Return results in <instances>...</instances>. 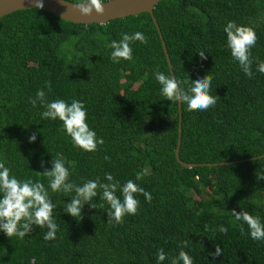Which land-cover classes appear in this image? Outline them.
<instances>
[{
    "label": "trees",
    "instance_id": "trees-1",
    "mask_svg": "<svg viewBox=\"0 0 264 264\" xmlns=\"http://www.w3.org/2000/svg\"><path fill=\"white\" fill-rule=\"evenodd\" d=\"M153 12L174 75L195 80L208 73L211 94L219 96L206 111L182 105L181 160L255 158L191 168L177 162L178 103L161 95L154 76L171 72L149 13L85 24L35 7L13 11L0 17V161L16 178L48 187L39 172L62 153L76 184L97 177L106 183L105 174L111 173L121 185L133 180L152 200L138 194V214L109 225L110 206L99 193L93 201L97 209L85 204L79 220L63 210L74 193L49 188L57 205L56 239L45 240L47 228L36 226L23 240L0 230V264H158L159 249L169 257L161 264H170L185 240L183 250L194 264H264V241L252 240L246 224L242 234V222L231 214L243 210L264 222V180L256 178V172L264 173V74L256 71L264 62V0H161ZM228 21L257 34L250 50L252 78L227 47ZM138 31L148 43H132L133 61L114 63L111 41ZM39 89L48 101L84 103L89 127L104 141L97 151L74 147L59 119L41 117L46 109L29 102ZM33 132L36 140L30 143ZM137 173H143L140 180ZM116 195L123 199L119 191ZM221 226L227 233L219 231ZM216 245L222 256L210 255Z\"/></svg>",
    "mask_w": 264,
    "mask_h": 264
},
{
    "label": "clouds",
    "instance_id": "clouds-1",
    "mask_svg": "<svg viewBox=\"0 0 264 264\" xmlns=\"http://www.w3.org/2000/svg\"><path fill=\"white\" fill-rule=\"evenodd\" d=\"M63 4L70 3L73 10H78L82 16H91L93 12L98 15L105 13L104 4L106 0H61ZM37 9L44 7L43 0H35L33 5ZM67 11V9H66ZM107 27V25H102ZM226 33V44L230 49L232 58L238 62L243 73L249 78L253 77L252 64L253 57L251 49L257 43V34L249 26L237 25L233 21H228L224 27ZM139 41L141 44H147L148 38L142 32L133 34L122 33V38L112 40L110 48V58L114 63L121 60L133 61L132 43ZM201 59H205V51H197ZM256 71L264 74V62H258ZM154 76L160 87L161 95L180 105H187L188 111H206L216 105L219 96L212 95L213 76L205 74L195 80L178 79L174 74L166 75L163 72L156 71ZM46 87L51 91V83L45 82ZM33 107L37 103L46 110L41 112V117L56 120L59 119L63 124V130L71 138L74 147L86 152H95L98 145L104 143L102 138H98L96 132L91 129L87 123V109L82 101L72 99L70 103L63 99L48 101L43 89L36 92L35 98H29ZM29 142H35L36 133L33 132L29 137ZM107 159V157H105ZM51 168H44L45 162L41 160L39 172L42 176L48 178V187L40 181L31 179L20 180L12 174L10 168L5 166V162L0 161V230L8 238L18 237L23 240L27 234L33 231V226L38 228H47L44 234L45 240H55L59 231V226L53 218V210L57 208L50 198L48 189L52 192H62L71 195L70 202L65 203L64 211L73 218L82 219V209L85 204L91 208L97 209L93 202L94 198L100 194L99 199L105 201L110 209L107 212V223L109 225H119L124 223L126 215H137L140 202L136 196L143 195L145 201L150 203L152 195L145 191L133 180L126 181L123 185L116 180L111 173L105 174V182H100L99 178L85 181L78 185L70 179L71 172L65 164V157L62 153H57L51 160ZM74 171V165L73 169ZM143 173H137L136 179L140 180ZM257 180H264V173L256 172ZM119 191L123 197L116 195ZM67 196V195H66ZM100 208L104 205L100 204ZM236 222L239 224L240 231L243 234V225L246 224L249 234L254 241H264V222H261L258 216H253L247 211L237 212L231 210ZM205 231L208 226L205 225ZM219 231L227 233L223 226ZM188 247V241H182L178 255L170 259V264H194L193 258L183 249ZM223 250L219 245L215 246V251L211 256H222ZM157 262L169 259L163 249L158 250Z\"/></svg>",
    "mask_w": 264,
    "mask_h": 264
},
{
    "label": "water",
    "instance_id": "water-1",
    "mask_svg": "<svg viewBox=\"0 0 264 264\" xmlns=\"http://www.w3.org/2000/svg\"><path fill=\"white\" fill-rule=\"evenodd\" d=\"M161 0H106L104 7L105 13L103 15H98L95 12L91 16H82L78 10H73L70 3L63 4L61 0H43L44 7L42 9L49 11L56 15L57 17L75 22V23H105L111 19L126 17L129 15H135L141 12H147L150 14L161 39L163 50L166 56V60L168 63V67L170 69L171 74H174L172 69V64L170 61V57L167 51V47L165 41L163 39V35L161 33V29L158 25L157 19L153 12L154 5ZM35 0H0V17L9 14L13 11L25 8L34 7ZM67 9V11H66ZM181 129H182V105L178 104V137L175 148V157L178 163L185 167H194L198 165H217L224 164L234 161H243L247 159H254L255 157H249L244 159L232 160L229 162L221 161V162H205V163H192V162H184L180 158V144H181ZM260 156H264V153Z\"/></svg>",
    "mask_w": 264,
    "mask_h": 264
},
{
    "label": "rangeland",
    "instance_id": "rangeland-1",
    "mask_svg": "<svg viewBox=\"0 0 264 264\" xmlns=\"http://www.w3.org/2000/svg\"><path fill=\"white\" fill-rule=\"evenodd\" d=\"M262 195H264V193Z\"/></svg>",
    "mask_w": 264,
    "mask_h": 264
}]
</instances>
